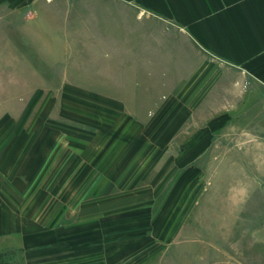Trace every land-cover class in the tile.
<instances>
[{
    "label": "crops",
    "instance_id": "crops-1",
    "mask_svg": "<svg viewBox=\"0 0 264 264\" xmlns=\"http://www.w3.org/2000/svg\"><path fill=\"white\" fill-rule=\"evenodd\" d=\"M52 3L0 0V8ZM136 73L171 91L153 101L125 97L120 109L111 96V117L84 114L68 128L0 131V264L65 262L56 256L82 248L87 233L97 234L98 245L101 202L111 209L108 220L148 215L126 210L129 199L151 202L164 194L157 186L133 190L143 169L138 155L149 148L189 159L196 138L218 128L209 107L217 87L247 84L264 114V0H111V84L140 88L145 83ZM182 89L190 90L184 101ZM201 112L211 114L204 125ZM160 162L139 179L157 177ZM179 162L173 156L176 168ZM85 216L92 219L80 221ZM52 217L58 220H46Z\"/></svg>",
    "mask_w": 264,
    "mask_h": 264
},
{
    "label": "rangeland",
    "instance_id": "rangeland-1",
    "mask_svg": "<svg viewBox=\"0 0 264 264\" xmlns=\"http://www.w3.org/2000/svg\"><path fill=\"white\" fill-rule=\"evenodd\" d=\"M116 75L123 80V73ZM133 77L145 84H111V0L0 8V131L68 128L84 114L111 117V96L120 109L125 97L153 101L171 91L149 84L145 73ZM246 85L213 91L209 107L218 128L211 137L196 138L189 159L149 148L138 155L143 169L133 190L157 186L164 194L151 202L129 199L126 210L145 209L148 215L109 221L111 209L101 202L99 244L96 233H87L82 248L56 256L65 261L59 264H264V114ZM181 91L184 101L190 90ZM210 117L199 113L198 125ZM157 160L158 176L139 179Z\"/></svg>",
    "mask_w": 264,
    "mask_h": 264
}]
</instances>
